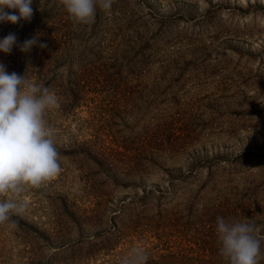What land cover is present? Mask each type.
Here are the masks:
<instances>
[{
  "label": "rangeland",
  "instance_id": "rangeland-1",
  "mask_svg": "<svg viewBox=\"0 0 264 264\" xmlns=\"http://www.w3.org/2000/svg\"><path fill=\"white\" fill-rule=\"evenodd\" d=\"M147 1L196 24L158 32L127 0L94 32L38 36L26 77L58 97L62 171L21 194L0 264H120L136 246L147 264H225L217 216L264 240V0Z\"/></svg>",
  "mask_w": 264,
  "mask_h": 264
},
{
  "label": "clouds",
  "instance_id": "clouds-1",
  "mask_svg": "<svg viewBox=\"0 0 264 264\" xmlns=\"http://www.w3.org/2000/svg\"><path fill=\"white\" fill-rule=\"evenodd\" d=\"M115 0H61L69 18L77 25L95 19L97 9L110 11ZM32 0H0V23L30 22ZM14 10V11H13ZM35 38L19 45L28 52ZM17 37L10 33L0 39V52L10 54ZM40 47L46 45L40 44ZM58 97L47 87L31 82L26 75L8 73L0 63V226L16 228L14 215H22L29 202L19 197L30 187L41 189L62 171L55 132L45 119L46 112L57 107ZM8 194H11L9 196ZM215 233L218 255L225 264H260L264 260L255 224L217 216ZM147 250L133 247L120 264H147Z\"/></svg>",
  "mask_w": 264,
  "mask_h": 264
},
{
  "label": "trees",
  "instance_id": "trees-1",
  "mask_svg": "<svg viewBox=\"0 0 264 264\" xmlns=\"http://www.w3.org/2000/svg\"><path fill=\"white\" fill-rule=\"evenodd\" d=\"M126 1L127 0H115L111 10L107 12L98 8L93 22L87 25H77L69 18L61 0H32L31 7L33 8V17L30 22L21 20L17 24L11 22L0 23L1 39L10 33H14L17 37V45L13 46L10 54L0 52V58L3 59L6 71L8 73L15 72L18 75L23 76L27 74L30 68L33 69L37 66L34 60L36 44L32 46L30 51L21 52L19 45L24 41L33 38L37 40L38 36L46 33L49 28L55 29L53 36L56 39L61 38V36L65 34V31L70 28L84 29L88 26L90 32H94L101 22L108 17H114L117 16V14H124L125 16L130 17L132 11L123 7L124 2ZM135 5L139 8L145 6L146 9L144 12L148 14L147 21L151 22V24L156 23L158 26L157 31L161 33L166 30L165 24L169 21H172L171 25L178 24L179 20H181L182 23H187V25L196 24V20L185 21V13L179 11V6L175 4H171L172 7L168 8L169 13L165 18L155 17L153 10H151V4L147 0H135ZM125 19L127 20L129 18Z\"/></svg>",
  "mask_w": 264,
  "mask_h": 264
}]
</instances>
